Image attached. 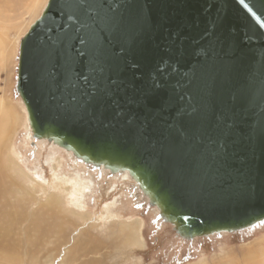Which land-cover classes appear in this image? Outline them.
Here are the masks:
<instances>
[{"label": "water", "instance_id": "obj_1", "mask_svg": "<svg viewBox=\"0 0 264 264\" xmlns=\"http://www.w3.org/2000/svg\"><path fill=\"white\" fill-rule=\"evenodd\" d=\"M22 38L36 138L129 169L187 236L264 220V0H49Z\"/></svg>", "mask_w": 264, "mask_h": 264}, {"label": "rangeland", "instance_id": "obj_2", "mask_svg": "<svg viewBox=\"0 0 264 264\" xmlns=\"http://www.w3.org/2000/svg\"><path fill=\"white\" fill-rule=\"evenodd\" d=\"M33 1H38L37 10L27 14L29 3ZM33 1L0 0V8L7 15L5 18L3 15L0 17V96L6 99L8 107L14 108L18 118L12 129V138L4 139L0 147L7 156L10 149L16 150L22 168L33 178V182H28L17 177V172L6 175L7 188L0 197V207L5 213H0V240L7 237L3 236V226L12 231L13 238H22L25 234L31 236L30 217L36 213L35 209H47L37 199L43 188L46 187V191L51 190L61 177L69 181L77 178L82 180L79 184L76 183L80 187L82 184L85 187L89 184L90 188L81 197V204L85 211L90 209V215L87 220L78 218L80 222L73 223L76 226L73 225L68 247L73 243V237L77 239L79 236L80 242L89 234H95L104 250L94 256L108 260L109 264H218L222 261L226 264H231L230 261L234 264H251L246 260L252 255L248 251L252 246L264 247V220L234 231L219 230L194 237L184 235L177 231L174 222L163 216L160 207L150 201L143 185L132 176L129 169L96 165L80 158L73 150L62 147L58 139L56 142L52 138L34 136L26 104L17 88L21 40L41 17L49 0ZM3 19L8 23L2 21ZM27 21L30 24L25 26ZM56 158L60 159L57 167ZM5 160L2 158L1 162ZM70 204L67 207L70 208ZM134 217L144 219L140 231L143 239L141 245L127 243L126 235L116 232L117 219L130 220ZM68 218H72V215ZM64 224L65 222H58V229L56 226L55 229L63 230ZM56 235H53V242L45 247L46 251L49 252L58 242ZM29 236L22 242H28V239L35 241ZM259 258L260 256L257 260Z\"/></svg>", "mask_w": 264, "mask_h": 264}, {"label": "bare ground", "instance_id": "obj_3", "mask_svg": "<svg viewBox=\"0 0 264 264\" xmlns=\"http://www.w3.org/2000/svg\"><path fill=\"white\" fill-rule=\"evenodd\" d=\"M37 2L33 1V3L31 2V4L29 3V8L27 7V14H31V12H33L34 10L36 12ZM4 11L0 8V17L2 15V17L4 18L7 17ZM24 19L26 21V18ZM5 20L3 19L2 21ZM5 22L8 23V21ZM29 24V21H27V25L25 26H28ZM0 114L1 145V143H3L2 141H4V139H6L7 137L12 138V129L16 121L18 120V118H16V111L14 110V108L7 106L6 99L2 96H0ZM9 153V156H7L6 152L3 151V149L0 147V197L3 191L7 188V174L17 172V177H22L28 182H33V178H31L22 168L18 160L17 151L10 149ZM2 158L6 159L5 162H1ZM59 164L60 159L56 158V167ZM78 182H82V180L74 178L69 181L62 179L61 177L59 179V182L55 184V187L52 186L51 190L49 189L48 191H46V187L43 188L42 194L40 195V197H37V199L39 198L38 202L40 201L44 203L40 205L47 207V209H39L38 211L37 209H35L36 213H34L32 217H30L32 218L30 219V223L32 226L31 236L25 234V237L13 238L14 234L12 233V231H8L6 226L1 227L2 230L4 229L5 231L3 236L7 237H4L2 240H0V264H109L108 260H101L94 256V254H99V252L104 250L102 249L101 242L95 234H89L86 239H82L80 240V242L78 239L79 236H77V239L73 237V243L71 244V246H67V243H70L71 241V232L72 229H74L73 225L76 226V224L73 223L80 222L78 221V218L87 220L90 215V213H88L90 209L88 211H85V208L81 204V197L84 191L90 188L89 184L86 185V187L85 184H82L80 187L76 184ZM54 188L58 191L54 190ZM30 195L33 196L32 193H30ZM68 204L71 205L70 208L67 207ZM0 213H2V215L5 214L4 212H2L1 207ZM46 213H48V216L46 215ZM71 215L72 218L69 219L68 217H70ZM116 221L118 228L116 232L125 234L127 243L131 242L136 245H141L143 239L141 237L140 231L143 226L144 219L134 217L130 220L117 219ZM58 222H65L63 230H57ZM10 223L13 222L10 221ZM113 225L116 226V224ZM55 226L57 229H55ZM69 231L70 234H68ZM55 233L57 234L56 239L58 242L55 243V239V245L48 252L46 251L45 247L53 242L52 238ZM49 234L52 235L49 236ZM28 236L35 239V241H31L28 239V242L23 243V239H27ZM75 241L76 243H74ZM248 253L252 255L249 259L246 260L250 261L251 264H264V247L252 246V249L249 250ZM259 256L260 258L259 260H257ZM230 263L234 264V262L232 263V261H230ZM218 264H226V262L222 261Z\"/></svg>", "mask_w": 264, "mask_h": 264}]
</instances>
